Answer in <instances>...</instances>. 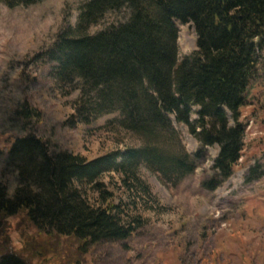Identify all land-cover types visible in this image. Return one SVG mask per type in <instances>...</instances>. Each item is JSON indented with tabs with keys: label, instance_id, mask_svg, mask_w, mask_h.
<instances>
[{
	"label": "trees",
	"instance_id": "obj_1",
	"mask_svg": "<svg viewBox=\"0 0 264 264\" xmlns=\"http://www.w3.org/2000/svg\"><path fill=\"white\" fill-rule=\"evenodd\" d=\"M13 8L42 0H0ZM129 10L128 17L89 33L108 12ZM178 21L192 22L197 49L179 58ZM264 49V0H87L76 28L58 34L44 56L54 63L60 85L83 81L89 101L76 105V122L86 125L111 112L121 114L123 127L144 145L89 159L74 151L53 150L51 143L30 132L15 138L6 169L18 174L10 197L0 183V231L5 221L23 215L41 232L98 242H124L144 224L124 202L106 189L105 174H124L127 183L145 163L166 182L181 181L219 145L213 178L203 186L215 190L238 166L245 146L242 107L257 78ZM41 56V55H38ZM86 97V95H85ZM24 126L42 121V112L25 101L18 109ZM231 114V115H230ZM233 121V124H232ZM177 124L199 141L192 156ZM176 145H172L173 142ZM260 177L252 166L246 181ZM86 186L98 193L91 202ZM0 264H29L6 252Z\"/></svg>",
	"mask_w": 264,
	"mask_h": 264
},
{
	"label": "rangeland",
	"instance_id": "obj_2",
	"mask_svg": "<svg viewBox=\"0 0 264 264\" xmlns=\"http://www.w3.org/2000/svg\"><path fill=\"white\" fill-rule=\"evenodd\" d=\"M86 1L42 0L13 8L0 1V183L10 197L18 174L6 169V161L19 136L34 132L53 150L66 149L89 159L144 145L139 135L123 127L118 111L88 125L76 122V105L93 95L80 79L60 85L52 74L54 63L45 59L58 34L77 27ZM128 14L127 8L108 12L89 33L123 21ZM177 24L183 59L197 49L198 34L192 22ZM25 101L42 112V121L31 119L27 128L17 113ZM241 111L246 124L243 156L234 174L215 190L204 187L203 181L215 175L219 145L209 147L206 158L181 181L166 182L145 163L127 183L124 174L107 173L102 181L116 202L123 201L128 212L144 218L132 237L84 245L73 236L41 232L18 214L5 221L3 235L0 231V256L12 252L29 264H264V49ZM176 127L186 150L195 156L199 141L186 125ZM256 165L260 177L246 181ZM85 188L90 201L99 202L98 193Z\"/></svg>",
	"mask_w": 264,
	"mask_h": 264
}]
</instances>
